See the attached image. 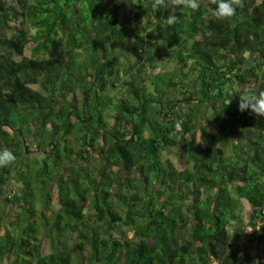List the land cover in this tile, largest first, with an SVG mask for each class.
I'll use <instances>...</instances> for the list:
<instances>
[{
    "label": "trees",
    "instance_id": "16d2710c",
    "mask_svg": "<svg viewBox=\"0 0 264 264\" xmlns=\"http://www.w3.org/2000/svg\"><path fill=\"white\" fill-rule=\"evenodd\" d=\"M153 3L0 0L8 264H264V117L238 110L264 90V0L226 20L205 0L169 27Z\"/></svg>",
    "mask_w": 264,
    "mask_h": 264
},
{
    "label": "clouds",
    "instance_id": "9594fccd",
    "mask_svg": "<svg viewBox=\"0 0 264 264\" xmlns=\"http://www.w3.org/2000/svg\"><path fill=\"white\" fill-rule=\"evenodd\" d=\"M204 2L205 0H170V2L154 0L153 7L163 8L169 12L164 21L169 27L178 21L179 17L175 14L178 9H190L196 12ZM207 3L215 6L211 11L217 20L230 19L236 15L238 9L244 7V0H207ZM238 110L250 111L256 117H264V90H253L246 86L239 94ZM15 160L16 156L11 150H0V167H8Z\"/></svg>",
    "mask_w": 264,
    "mask_h": 264
},
{
    "label": "rangeland",
    "instance_id": "374dc122",
    "mask_svg": "<svg viewBox=\"0 0 264 264\" xmlns=\"http://www.w3.org/2000/svg\"><path fill=\"white\" fill-rule=\"evenodd\" d=\"M121 13H122V10H120V12H119V16L121 15ZM32 45V42H30V41H28L25 45H24V48H23V52H22V54L23 55H28L29 54V48H30V46ZM161 63V62H160ZM167 65V67H171L172 66V64H173V62H172V60H169L168 59V62L166 63ZM156 69H160V68H156ZM136 70H138V75H141L142 74V70L141 69H136ZM154 70V69H153ZM161 81H159L158 82V84H159V87H160V85H161ZM31 87H36V85L35 84H33V83H30L29 84ZM120 84H118V93L120 92V86H119ZM114 92V91H113ZM117 92V91H116ZM115 93V92H114ZM116 94V93H115ZM117 95V94H116ZM108 120L109 121H111V118H108ZM5 130H7V131H9V129L7 128V127H3ZM195 142H196V144H198L199 146H203L204 145V138H203V136L200 134V132L199 131H196V133H195ZM26 145H27V148H28V150H29V152H27L26 154H25V160L26 161H28V162H38L39 161V159L41 158V156H42V152L41 151H39V150H36V149H34V146H33V142L31 141V140H28L27 142H26ZM176 149L174 148V147H171L170 149H169V152H163L162 153V157H168L169 159H171V161L174 163V165L176 166V167H181L182 165H181V160L180 159H178V156H177V154H175L176 153ZM18 185H19V183L13 178V176H12V174H10V177L8 178V180H7V182L5 183V185H4V187H6L7 189H9V190H11V191H13V190H15L16 191V189H17V187H18ZM47 188H48V190H49V194L51 195V197H52V201H51V206H53V207H57V203L55 202V197H56V184H52V181H49L48 183H47V186H46ZM35 188V187H34ZM240 203H241V216H242V220L243 221H246V219H247V216H248V214H249V205L247 204V202L243 199V198H240ZM14 210H16L15 208H13L11 211H10V218H12L13 217V215L11 214V213H13L14 212ZM116 235L117 236H120V233L117 231V233H116ZM48 246H49V244H48V240L46 239V237L44 236L43 238H42V241H41V251L42 252H47V250H48ZM263 257V256H262ZM8 261H9V257H7V256H5V255H3L2 257H0V264H8Z\"/></svg>",
    "mask_w": 264,
    "mask_h": 264
}]
</instances>
